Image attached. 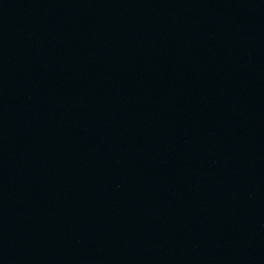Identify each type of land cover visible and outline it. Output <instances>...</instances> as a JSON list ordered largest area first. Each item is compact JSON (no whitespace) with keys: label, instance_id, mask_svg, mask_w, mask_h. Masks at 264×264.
<instances>
[{"label":"water","instance_id":"water-1","mask_svg":"<svg viewBox=\"0 0 264 264\" xmlns=\"http://www.w3.org/2000/svg\"><path fill=\"white\" fill-rule=\"evenodd\" d=\"M0 264H264V0H0Z\"/></svg>","mask_w":264,"mask_h":264}]
</instances>
